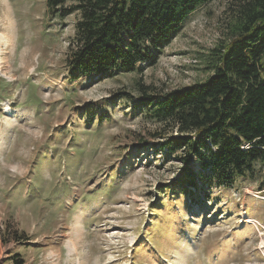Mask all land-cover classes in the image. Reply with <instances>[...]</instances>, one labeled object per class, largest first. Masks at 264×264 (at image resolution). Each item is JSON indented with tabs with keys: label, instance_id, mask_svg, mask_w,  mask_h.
<instances>
[{
	"label": "rangeland",
	"instance_id": "374dc122",
	"mask_svg": "<svg viewBox=\"0 0 264 264\" xmlns=\"http://www.w3.org/2000/svg\"><path fill=\"white\" fill-rule=\"evenodd\" d=\"M242 2L198 7L142 75L71 82L80 14L0 0V264H264V170L191 189L198 204L165 192L184 166L133 108L139 84L161 94L207 81Z\"/></svg>",
	"mask_w": 264,
	"mask_h": 264
},
{
	"label": "trees",
	"instance_id": "16d2710c",
	"mask_svg": "<svg viewBox=\"0 0 264 264\" xmlns=\"http://www.w3.org/2000/svg\"><path fill=\"white\" fill-rule=\"evenodd\" d=\"M210 1L47 0V7L60 18L80 14L67 59L75 82L142 75L189 16ZM209 64L210 78L192 86L156 94L139 84L133 105L159 124L153 134L163 140L159 151L166 159L179 155L184 166L181 179L165 192L197 204L191 189H231L236 178L253 175L256 165L264 170V0H243L231 40L214 50ZM103 114L100 119L107 120Z\"/></svg>",
	"mask_w": 264,
	"mask_h": 264
},
{
	"label": "bare ground",
	"instance_id": "6f19581e",
	"mask_svg": "<svg viewBox=\"0 0 264 264\" xmlns=\"http://www.w3.org/2000/svg\"><path fill=\"white\" fill-rule=\"evenodd\" d=\"M2 7V6H1ZM4 8V7H3ZM3 12H5L4 10H3ZM7 55V54H6Z\"/></svg>",
	"mask_w": 264,
	"mask_h": 264
}]
</instances>
